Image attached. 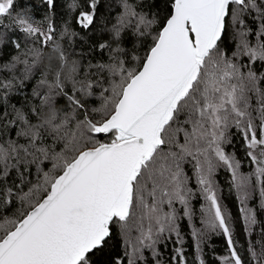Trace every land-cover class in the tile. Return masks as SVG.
<instances>
[{
	"label": "snow or ice",
	"instance_id": "obj_1",
	"mask_svg": "<svg viewBox=\"0 0 264 264\" xmlns=\"http://www.w3.org/2000/svg\"><path fill=\"white\" fill-rule=\"evenodd\" d=\"M57 3L0 0V264H264V0Z\"/></svg>",
	"mask_w": 264,
	"mask_h": 264
},
{
	"label": "trees",
	"instance_id": "obj_2",
	"mask_svg": "<svg viewBox=\"0 0 264 264\" xmlns=\"http://www.w3.org/2000/svg\"><path fill=\"white\" fill-rule=\"evenodd\" d=\"M25 2H29V0H25ZM35 3L39 5V0H35ZM65 0H58L57 3V22L59 23L62 17L60 16V13L64 12L66 9L64 7ZM103 11V9H101ZM37 16L43 15V9H39L36 12ZM69 52H71V48L68 49ZM47 63V61H46ZM40 79L39 76L36 77V79L30 81V86L24 89V95H31V88L34 87L37 83V81ZM23 103V95H19L17 97ZM13 103H16V100H13ZM19 106V105H18ZM227 151L229 152H235L238 155V158L243 157L244 149L242 147V142L239 138V135H237L234 139L233 146L230 148H227ZM254 165L248 161L246 157H243V161L241 164V171L244 174H251L254 171ZM217 184H218V195L220 197L222 205L225 207L227 211H229L233 217L236 218V229L239 230V218H240V204L237 199V194L235 193L234 189L230 187V173L224 169L221 168L217 172ZM259 203V196L257 195L255 197V200L249 201L250 206H257ZM198 208H195L197 210ZM194 222L196 227H201L200 223L198 222L197 218L194 217ZM183 231L182 235L184 237L183 239V247L187 255V259L189 261V264H196V261L194 260V257L196 256H202L206 259V264H219L220 257L223 255H226V244L224 242V239L220 235H213L209 234V237L207 238L205 243H201V249L202 252H198L196 249V244L198 241L196 238H194L191 235L192 232V222H188L187 220L182 221ZM238 239L243 242V237L238 236ZM176 247V245L173 244V242L170 240L167 242V246L161 247V256L159 257L161 264H168V261L173 254V249ZM146 257L151 260V253L150 251H147L145 253Z\"/></svg>",
	"mask_w": 264,
	"mask_h": 264
},
{
	"label": "rangeland",
	"instance_id": "obj_3",
	"mask_svg": "<svg viewBox=\"0 0 264 264\" xmlns=\"http://www.w3.org/2000/svg\"><path fill=\"white\" fill-rule=\"evenodd\" d=\"M204 203V201H203V199L201 198V199H199V200H194L193 201V206H194V208H198L197 210H196V218H197V220H198V222H199V220H200V207H201V205ZM194 219V218H193ZM194 221V220H193Z\"/></svg>",
	"mask_w": 264,
	"mask_h": 264
}]
</instances>
